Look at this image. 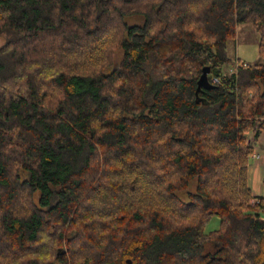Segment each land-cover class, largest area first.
I'll list each match as a JSON object with an SVG mask.
<instances>
[{"label":"trees","instance_id":"trees-1","mask_svg":"<svg viewBox=\"0 0 264 264\" xmlns=\"http://www.w3.org/2000/svg\"><path fill=\"white\" fill-rule=\"evenodd\" d=\"M243 22L264 57V0H0V264H264Z\"/></svg>","mask_w":264,"mask_h":264},{"label":"rangeland","instance_id":"rangeland-1","mask_svg":"<svg viewBox=\"0 0 264 264\" xmlns=\"http://www.w3.org/2000/svg\"><path fill=\"white\" fill-rule=\"evenodd\" d=\"M127 20L130 23H137V22L141 23L143 21V17L141 15H129L127 16ZM2 42L3 39H0V44ZM258 43H259V32L255 27V25L252 22L240 23L237 27V35L235 40L230 42L229 55L233 58L238 57L248 62L263 61L264 57L259 52ZM121 52H122L121 49L116 50V54H115L116 61L120 58ZM226 68H229V65L226 66ZM255 144L258 151L261 152V150L259 149H264V144H261L260 141H257ZM260 156L261 154L258 157L254 156L251 164L253 170L251 171V174L253 175V180H251L250 178V182L252 184L255 194L261 193L263 189L262 176L264 174V165L261 169V172L259 170L257 174L254 173V167H256L257 163L263 158ZM219 222H220L219 216L214 215L206 225L205 231H209L217 228L219 226Z\"/></svg>","mask_w":264,"mask_h":264},{"label":"water","instance_id":"water-1","mask_svg":"<svg viewBox=\"0 0 264 264\" xmlns=\"http://www.w3.org/2000/svg\"><path fill=\"white\" fill-rule=\"evenodd\" d=\"M209 71H210L209 65H206L203 67L202 74H201L200 78L198 79V85H197V89H196L197 94H198L200 88L211 86L210 85L211 83H210L209 78H208Z\"/></svg>","mask_w":264,"mask_h":264},{"label":"crops","instance_id":"crops-1","mask_svg":"<svg viewBox=\"0 0 264 264\" xmlns=\"http://www.w3.org/2000/svg\"><path fill=\"white\" fill-rule=\"evenodd\" d=\"M258 141H260V143L261 144H264V132H262L261 134H260V136H259V138H258ZM256 150H257V152H259L260 154H261V156L260 157H263L258 163H257V166L256 167H254V173H258L259 172V170H260V172H261V169H262V167H263V165H264V149H259V150H261V152L260 151H258V149L256 148ZM251 171H253L252 170V167H251ZM252 174H251V172H250V178H251V180H253V175L251 176ZM264 175V174H263ZM263 177V176H262Z\"/></svg>","mask_w":264,"mask_h":264},{"label":"built area","instance_id":"built-area-1","mask_svg":"<svg viewBox=\"0 0 264 264\" xmlns=\"http://www.w3.org/2000/svg\"><path fill=\"white\" fill-rule=\"evenodd\" d=\"M259 155H260L259 152H256V153H255V157H258Z\"/></svg>","mask_w":264,"mask_h":264}]
</instances>
